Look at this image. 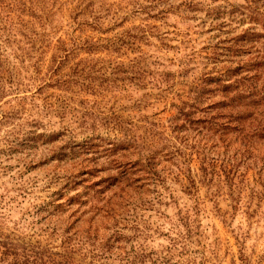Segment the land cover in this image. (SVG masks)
Segmentation results:
<instances>
[{
    "label": "rangeland",
    "instance_id": "374dc122",
    "mask_svg": "<svg viewBox=\"0 0 264 264\" xmlns=\"http://www.w3.org/2000/svg\"><path fill=\"white\" fill-rule=\"evenodd\" d=\"M236 68L264 84V0H0V264H264L262 140L228 133L205 172L180 149L117 212L87 188L114 163L86 139L161 145Z\"/></svg>",
    "mask_w": 264,
    "mask_h": 264
},
{
    "label": "trees",
    "instance_id": "16d2710c",
    "mask_svg": "<svg viewBox=\"0 0 264 264\" xmlns=\"http://www.w3.org/2000/svg\"><path fill=\"white\" fill-rule=\"evenodd\" d=\"M240 70L233 69L231 76L218 74L215 78H207L202 87L200 85L195 88L191 103L182 102L176 108V117L169 126V135L161 145L152 139L136 135L133 129L119 124L111 127L115 133L113 138L86 139L82 147L85 146L86 150L100 147L106 156L112 157L110 159L114 163L113 174L100 177L87 188L99 187L94 192L97 195L105 196L109 193L117 212L120 206L123 208L136 201L140 194L139 189L145 183H162V169H159L161 159L171 158L179 153L180 149L193 150L198 159L199 170L205 172L211 167V159L208 158L212 153L209 152L210 149L216 144H224V141L231 137L228 133H236L240 142L264 141V84L260 87L255 85L252 80L258 75L247 77L241 75ZM207 84L213 85L221 99L197 108L196 102H199L205 92H209L204 87ZM196 112L202 114L194 117ZM186 131L189 133L184 134ZM93 141H96L95 144H91ZM76 171L78 175L89 174V171L83 168H77Z\"/></svg>",
    "mask_w": 264,
    "mask_h": 264
}]
</instances>
